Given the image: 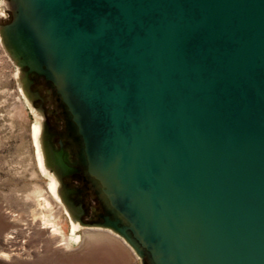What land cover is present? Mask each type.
I'll return each instance as SVG.
<instances>
[{
	"label": "water",
	"instance_id": "water-1",
	"mask_svg": "<svg viewBox=\"0 0 264 264\" xmlns=\"http://www.w3.org/2000/svg\"><path fill=\"white\" fill-rule=\"evenodd\" d=\"M8 7L24 94L42 98L30 75L54 84L118 216L84 224L63 200L72 221L152 264H264V0Z\"/></svg>",
	"mask_w": 264,
	"mask_h": 264
},
{
	"label": "rangeland",
	"instance_id": "rangeland-1",
	"mask_svg": "<svg viewBox=\"0 0 264 264\" xmlns=\"http://www.w3.org/2000/svg\"><path fill=\"white\" fill-rule=\"evenodd\" d=\"M11 17L8 0H0V25ZM18 72L0 35V264H110L112 255L129 254L112 232L89 230L80 222H76L80 240L73 238L68 248L42 228L43 213L53 214L65 237H72V219L47 159L44 116L24 94ZM37 127L45 170L39 163ZM51 176L57 181L59 197L50 188ZM9 235L12 242L7 240ZM131 251L135 261L137 255ZM2 252L12 253L11 257H2Z\"/></svg>",
	"mask_w": 264,
	"mask_h": 264
},
{
	"label": "flooded vegetation",
	"instance_id": "flooded-vegetation-1",
	"mask_svg": "<svg viewBox=\"0 0 264 264\" xmlns=\"http://www.w3.org/2000/svg\"><path fill=\"white\" fill-rule=\"evenodd\" d=\"M31 89L39 91L42 98L34 100L41 109L45 129V150L59 184V193L73 215L84 224L103 225L118 216L106 199L100 182L90 174L84 150V140L78 126L53 83L44 76L30 75ZM121 225H124L122 222ZM89 230L109 229L93 226ZM137 264H152L148 255Z\"/></svg>",
	"mask_w": 264,
	"mask_h": 264
},
{
	"label": "bare ground",
	"instance_id": "bare-ground-1",
	"mask_svg": "<svg viewBox=\"0 0 264 264\" xmlns=\"http://www.w3.org/2000/svg\"><path fill=\"white\" fill-rule=\"evenodd\" d=\"M36 141H37V147H38V157H39V163L42 167L43 170H45V157L43 155V152L41 150L40 144H39V138H38V127L36 128ZM50 188L52 190V193L56 196L59 197L58 191H57V181L56 179L51 176V183H50ZM45 202L47 203V205H51V202L49 201V199L45 198ZM54 215L53 214H44L41 217V221H42V228H48L50 231V235H54L58 237V244L59 245H64V247L68 248L70 247V242L73 240L74 238V242H77L80 240V235L77 233V228L78 225L77 223H75L74 221H72V225H71V234L72 237L71 238H66L65 235L62 233V231L57 227V224L54 221ZM56 220V219H55ZM9 239L8 242H12V239L10 240V238H12V235L8 236ZM12 253H6V252H2L1 256L2 257H6V258H10ZM49 264V263H48Z\"/></svg>",
	"mask_w": 264,
	"mask_h": 264
},
{
	"label": "crops",
	"instance_id": "crops-1",
	"mask_svg": "<svg viewBox=\"0 0 264 264\" xmlns=\"http://www.w3.org/2000/svg\"><path fill=\"white\" fill-rule=\"evenodd\" d=\"M109 232H112V231H109ZM112 234H114L117 237V240H119V242L121 244H123L125 247H127L130 250V253L129 254L124 253V254L118 255V256L112 255V257L110 259V264H137V261L139 258L136 257V260L133 261L132 255H131L132 254L131 247H129V245H127L121 237H119L118 235H116L113 232H112Z\"/></svg>",
	"mask_w": 264,
	"mask_h": 264
}]
</instances>
